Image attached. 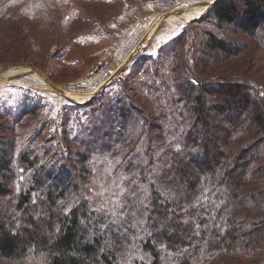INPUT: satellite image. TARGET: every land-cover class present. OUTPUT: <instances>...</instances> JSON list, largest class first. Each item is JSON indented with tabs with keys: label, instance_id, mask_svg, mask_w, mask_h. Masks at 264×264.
Here are the masks:
<instances>
[{
	"label": "trees",
	"instance_id": "1",
	"mask_svg": "<svg viewBox=\"0 0 264 264\" xmlns=\"http://www.w3.org/2000/svg\"><path fill=\"white\" fill-rule=\"evenodd\" d=\"M81 1L0 0V61L84 49L113 0ZM45 107L22 89L0 111V264H264V0H217Z\"/></svg>",
	"mask_w": 264,
	"mask_h": 264
},
{
	"label": "rangeland",
	"instance_id": "2",
	"mask_svg": "<svg viewBox=\"0 0 264 264\" xmlns=\"http://www.w3.org/2000/svg\"><path fill=\"white\" fill-rule=\"evenodd\" d=\"M135 1L140 4V7H141L140 12H141L143 6L148 5V6L152 7L153 4L157 0H135ZM191 1H192V3H191V5H188V7H192V5H198V4L202 5V4H204L203 1H205V0H203V1L191 0ZM198 1H200V2H198ZM80 2H84V1L80 0ZM91 3L94 4V6L92 7L93 9L100 10L102 15H104L103 19L100 21H104L110 13H112V12L115 13L118 10H120L119 9L120 4H118V3L113 4V5L112 4L109 5V4H105V3H100L98 5V3L95 4V2H91ZM189 3H187V4H189ZM140 12H138L136 15L130 14L129 11L125 12L124 15H126L127 17L123 16V17H125V23H124V25L122 23L119 25L120 26V32L125 30L126 26L130 22H132ZM98 13L100 16H102L99 11H98ZM106 13H107V15H105ZM201 14H202V12H194V13L183 14V16H174L173 18L177 19V21L175 22L174 25H172V28H170V31H176V30L180 31L181 28L189 21V19H192L194 17H198ZM98 21H99V19H98ZM93 24H92V28H93ZM115 25H117V24H115ZM152 25L153 24L150 25V28ZM169 32H164L163 33L164 37H162L160 41H159L160 38L157 39V41H156V42H158L157 44L160 45L161 43L167 41L168 39L166 40V38L168 37ZM91 33L89 34L90 38L88 37L89 35L87 36L88 40L90 41L89 42L90 44L88 46L84 47V49H83L79 45H77L74 41H69L70 45L73 44L71 49H69V51L64 56H57V57L53 56L52 57L53 62L51 63V66H48L47 68H44V69L40 68L41 67L40 65H42L41 64L42 61L39 59H35L34 61H36V62H30L29 60H25L23 58L22 59L17 58V59H15L14 62L0 61V69H2V71L0 70V78L3 77L6 73H10V72L16 73V71H18V70H22L21 72H23V71L24 72L25 71L30 72V73H27L24 78H22L23 80H19V81L14 80V81L3 82V83H5L4 84L5 86H3V88H1L2 94L0 95V111H2L1 109L3 108V105H9V104L11 105L12 103H14L16 101L17 97L20 98L22 89H29V90H32L34 93H36L38 96H40L45 101V103H46L45 111L50 113V115L53 117V120L59 121L60 116H61V112H62V107L65 106V104H67L70 101L60 100L61 101L60 102L54 96H52L50 94H49L50 95L49 97L48 96L43 97L42 94L48 93V91L44 90V89H51V90H53V89L49 86V84L46 81H45V83H44V81H40L36 77V75L39 76L40 75L39 73H41L45 77V79L54 83L55 85L62 88L63 90H67L70 92L83 93V92H80L78 90L79 89L78 88V84H79L78 82H83V80H85L89 77L88 67H89L90 63L95 62L100 58V52L102 49H104V48L111 49L114 46V44H116L118 34H119V33L118 34L113 33L112 31H108V33H107V36H108L107 37V45H106V43L103 42V36L99 32V30H98V32L95 31L92 35H91ZM56 47L57 46L51 42L49 44V47H48L49 53L52 54L54 52V50L56 49ZM91 56L92 57L96 56V59L93 60L92 62H88L87 59ZM31 69H34L37 72L31 71ZM7 76H9V75H7ZM51 78H53V80L55 79L54 80L55 82H53V80H51ZM39 81L42 83V85L39 83ZM6 83H8V84H6ZM38 85H40L41 88ZM39 93H40V95H39ZM3 121H4L3 118H0V123H3ZM242 258L244 261V257H242ZM245 264H247V263H245Z\"/></svg>",
	"mask_w": 264,
	"mask_h": 264
},
{
	"label": "built area",
	"instance_id": "3",
	"mask_svg": "<svg viewBox=\"0 0 264 264\" xmlns=\"http://www.w3.org/2000/svg\"><path fill=\"white\" fill-rule=\"evenodd\" d=\"M189 2H191V0H157L152 7L148 5L143 6L142 11L137 17L126 26L125 30L118 34L116 44H114L111 49H102L100 52V58L97 61L90 63L88 67L89 77L83 80V82H78V90L83 92L80 94H89L91 96L98 90L103 82L109 77L112 70L121 65L129 54L142 43L149 29V25H151L155 18L154 15L170 12L175 8L182 6V4L186 5ZM24 77L25 76L20 77L16 81L23 80L22 78ZM39 83L42 84L40 81ZM44 90H47L48 93H41L43 97H49L52 95L58 101L64 100L63 97L54 90Z\"/></svg>",
	"mask_w": 264,
	"mask_h": 264
},
{
	"label": "crops",
	"instance_id": "4",
	"mask_svg": "<svg viewBox=\"0 0 264 264\" xmlns=\"http://www.w3.org/2000/svg\"><path fill=\"white\" fill-rule=\"evenodd\" d=\"M108 2H110L111 0H107ZM203 1V0H200ZM198 1V2H200ZM111 3L113 4H117V0H113ZM110 3V4H111ZM192 1L189 3L191 5ZM119 9L117 12L115 13H110L106 19L104 21H95L93 24V28H92V33L91 35L99 30V32L102 34L103 36V42L106 43L107 45V33L108 31H112L113 33L118 34L120 32V24L122 23L124 25L125 23V17H127L126 15H124L125 12L129 11L130 14H134L136 15L138 12H140V4L138 2H136L135 0H119ZM196 6H200V4L198 5H192V7H196ZM198 12H202L203 11H198ZM129 15V14H128ZM125 16V17H123ZM177 21V19L173 18V17H169L168 19L164 20L162 22V24L160 25V27L157 29L156 33L154 34V36L152 37L151 41L148 43L145 51L146 52H154L156 50V48L158 47L159 44H157L158 42L157 39H159V41L161 40L162 37H164L163 33L164 32H169L170 28H172V25L175 24V22ZM117 24V25H115ZM111 25V26H110ZM113 25V26H112ZM179 31V30H178ZM176 31H170L168 34V37L166 38L169 39L170 37L174 36L177 32ZM163 35V36H162ZM90 38V35L88 36ZM22 70H19L16 73H21ZM24 72V71H23ZM5 83H0V92H1V88H3V86ZM8 84V83H6ZM7 89V88H6ZM2 94V92L0 93V95Z\"/></svg>",
	"mask_w": 264,
	"mask_h": 264
},
{
	"label": "water",
	"instance_id": "5",
	"mask_svg": "<svg viewBox=\"0 0 264 264\" xmlns=\"http://www.w3.org/2000/svg\"><path fill=\"white\" fill-rule=\"evenodd\" d=\"M217 0H212V1H209V0H205L203 1V3H205L207 5V9L206 11L216 2ZM188 6H181V7H178L176 9H174L173 11H170V12H166L162 15V18H161V21L158 25V28L160 27V25L162 24V22L166 19H168L169 17L171 16H180L181 14H183L186 10ZM206 11L201 14L200 16L204 15L206 13ZM200 16L198 17H194L192 19H196V18H199ZM192 19H189V20H192ZM157 28V29H158ZM157 31V30H156ZM155 31V32H156ZM151 38L150 37L148 39V41L145 43V44H140L139 46H137L130 54L129 56L126 58V60L121 64L119 65L114 71H112V73L109 75V77L103 82V84L98 88L97 91H95V93L88 99L86 100L84 103H87L89 102L92 97L98 92L100 91L101 89H103L110 81H112L115 77H117L137 56H139L141 53H143L148 45V43L151 41ZM31 71H36L34 69H31ZM37 72V71H36ZM27 73H30L29 71L24 73V72H21V73H16V74H12V75H9L7 77H5L2 82L0 83H3V82H6V81H12V80H17L18 78L20 77H23V76H26ZM39 73V72H38ZM43 78H45L41 73H39ZM48 84H50L52 87L54 88H57V91L60 93V95L65 98L66 100L72 102V103H79V104H84V103H81V102H77L76 100L72 99L71 97H68L66 96L65 94L62 93V91H64L62 88L58 87L57 85H55L54 83L48 81L47 79H45Z\"/></svg>",
	"mask_w": 264,
	"mask_h": 264
},
{
	"label": "bare ground",
	"instance_id": "6",
	"mask_svg": "<svg viewBox=\"0 0 264 264\" xmlns=\"http://www.w3.org/2000/svg\"><path fill=\"white\" fill-rule=\"evenodd\" d=\"M209 1H212V0H209ZM206 9H207V5L204 3V4H202V5H200V6H196V7H187L186 8V10H185V12L183 13V14H186V13H194V12H198V11H206ZM203 12V13H204ZM202 13V14H203ZM183 14H181L180 16H183ZM154 19H153V22L151 23V24H153L152 26H151V28H150V25H149V29H148V31H147V34H146V36L144 37V39H143V41H142V44H145L147 41H148V39L153 35V34H155L156 32V30H157V28H158V25H159V23H160V21H161V18H162V15L161 14H156V15H154ZM171 17H174V16H171ZM141 44V45H142ZM114 67V66H113ZM113 67H111V68H113ZM1 71H2V69H0ZM19 71V70H18ZM18 71H16V72H18ZM24 73H26V71L24 72ZM12 74H16L15 72H10V73H6L3 77H1L0 78V82H2V80L5 78V77H7V75H12ZM36 77L40 80V81H44V83H45V81L46 80H44L45 78H43L41 75H39V76H37L36 75ZM47 82V81H46ZM48 83V82H47ZM46 83V84H47ZM42 85V84H41ZM49 86L55 91V92H57V93H59L58 91H57V88H54V87H52L50 84H49ZM56 89V90H55ZM62 93L63 94H65L66 96H68V97H71L72 99H74V100H76L77 102H81V103H84L86 100H88V97L90 96L89 94H80V93H77V92H70V91H67V90H64V91H62ZM60 94V93H59Z\"/></svg>",
	"mask_w": 264,
	"mask_h": 264
}]
</instances>
